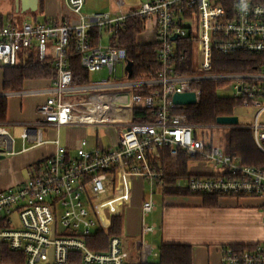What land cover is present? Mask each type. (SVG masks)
<instances>
[{"label": "built area", "instance_id": "obj_1", "mask_svg": "<svg viewBox=\"0 0 264 264\" xmlns=\"http://www.w3.org/2000/svg\"><path fill=\"white\" fill-rule=\"evenodd\" d=\"M85 3L64 0L65 15L52 21H0V64H25L33 50L41 62L52 57L57 73L53 84L0 96L43 94L38 125L107 124L124 130L119 129L118 143L109 147L88 149L82 140L73 156L58 146L32 177L0 189V264H129L131 256L122 234L125 212L140 205L142 233L155 230L144 218L156 207L157 181L164 185L163 172L155 170L150 160L159 147H168L174 159L185 153L220 167L217 172L179 177L174 183L177 188L264 198V167L245 165L198 137L197 125L183 113L188 105L173 101L176 93L193 92L196 104L201 99L199 83L214 82L219 87L230 82L228 96L241 100L238 107L252 111L253 122L216 126L250 129L264 153V64L254 71H213L214 53L264 55V0H144L129 13L121 11L124 0H117L118 15L84 14ZM136 15L146 17L154 28L152 42L158 44L160 69L152 77L133 78L124 48L92 40V29L110 37ZM72 50L89 73L107 68L117 80L74 83ZM119 64L120 77L129 79H118ZM185 69L190 72L182 73ZM134 109L147 110L150 119L134 120ZM29 132L26 128L23 137L28 138ZM144 182L151 185L148 194ZM108 192L110 196L100 198ZM118 214L121 234L111 238L104 252L90 249L86 238L109 228ZM137 247L144 248L146 262L148 245L140 240ZM220 255L221 264H264V241L250 247L222 245Z\"/></svg>", "mask_w": 264, "mask_h": 264}, {"label": "crops", "instance_id": "obj_2", "mask_svg": "<svg viewBox=\"0 0 264 264\" xmlns=\"http://www.w3.org/2000/svg\"><path fill=\"white\" fill-rule=\"evenodd\" d=\"M22 2L23 0H17V12H37L38 8L24 10ZM143 2L144 0H137V2L127 4L124 0L121 11L123 13L134 11ZM62 4L64 12L58 18L66 13L64 0H62ZM110 5L112 8L103 12H112L118 15L117 0H112ZM148 24L152 37L148 42L139 43H153L152 41H154V28L146 20V27ZM104 36L108 39L107 44L112 45L109 35L104 32L97 42L102 40V43L105 44L103 42ZM55 80L50 78L28 79L25 80L21 89L46 86L55 83ZM88 81H90L89 72ZM4 92L3 69L0 68V95H3ZM5 97L8 99L6 120L0 123V128H2L0 132V189L15 186L32 177L40 170L45 158L56 153L58 146L65 147L69 156L76 154L82 140L87 141L86 147L88 149L92 146L86 138L85 127L99 125H38L37 108L45 99L43 94ZM239 108L237 107L234 114L238 117ZM251 112L249 110L247 113L250 115ZM237 125L241 124L238 123ZM26 128H30L28 138L23 137ZM40 130L41 134H39ZM116 138L115 142L102 146L116 145L118 143V133ZM96 145L100 144L96 143ZM200 166L202 165H199L198 168H201ZM198 168L191 173L208 174L218 171L198 170ZM143 185H145V182ZM160 192L162 196V191L160 190ZM179 198L170 196L163 198L161 209H159L158 199L156 198L155 209L144 218L145 222L155 227L153 232L147 234L142 233L143 217L140 205L135 206L141 213V223L139 225H130L125 215L122 234L125 236V242L130 252V263L143 262L144 248L137 247V241L140 240L148 245L146 262L156 263L158 261V248L161 243H179L193 246V264H221L220 247L222 245H253L264 241V198L223 196L220 198L219 206L216 207H203L196 198L187 200ZM156 212H160L157 219L153 217ZM150 217L151 220L149 221Z\"/></svg>", "mask_w": 264, "mask_h": 264}, {"label": "trees", "instance_id": "obj_3", "mask_svg": "<svg viewBox=\"0 0 264 264\" xmlns=\"http://www.w3.org/2000/svg\"><path fill=\"white\" fill-rule=\"evenodd\" d=\"M43 2L39 0L40 3ZM226 10L229 4L224 3ZM232 5V3H231ZM147 18L136 15L128 17L124 25L118 27L110 35L113 46L124 48L127 58L132 63V77H152L160 69L157 62V43H139L137 36L146 28ZM2 21V16H0ZM93 43H96L101 34L97 28L91 31ZM70 68L73 73L74 83H84L88 81V70L83 67L81 58L73 50L70 53ZM264 64V55L249 53L246 51L236 52L231 55L214 53L213 71H254ZM3 69V91L20 90L25 80L46 79L55 80L57 78L56 68L52 57L39 61L33 50L29 53L25 64L18 66H6L0 64ZM190 72L185 69L182 73ZM201 90V99L198 103L188 105L183 113L188 122L199 125H215L217 118L221 116H233L241 100L234 97L219 96L217 84L214 82H201L197 85ZM8 99L0 96V123L6 120ZM146 116H142V115ZM145 109H134L133 119L147 121L150 116ZM226 153L238 159L245 165L254 167H264V153L257 147L253 133L244 127H235L229 130L226 138ZM192 157L181 153L176 159L172 158L168 147L157 148L154 156L150 158L153 168L163 172V183L157 181V188L162 191L163 198L198 196L200 205L203 207L219 206L221 194H201L193 193L187 189L174 186L176 180L188 178L192 173L188 169L189 161ZM121 215L112 217V225L107 229H99L92 236L86 238L90 249L98 252L108 250L112 237L121 234ZM251 245H240V247H250ZM159 256L156 263L138 262L133 264H193V246L179 243H161L159 246ZM132 264V263H130Z\"/></svg>", "mask_w": 264, "mask_h": 264}, {"label": "rangeland", "instance_id": "obj_4", "mask_svg": "<svg viewBox=\"0 0 264 264\" xmlns=\"http://www.w3.org/2000/svg\"><path fill=\"white\" fill-rule=\"evenodd\" d=\"M43 2L40 3L36 13H23L16 11V3L17 0H0V16H2V20H11L14 22L21 23L23 21H52L59 17V15L64 12V6L62 4V0H42ZM112 0H86V3L82 9V13L84 14H91L95 12H103L106 10H110L112 6L110 5ZM127 4L137 2V0H125ZM66 12V9H65ZM151 29L149 24L146 27V30L137 36L138 42H148L151 39ZM105 44L108 43V39L104 36ZM121 64L118 65V79H129V77H120L121 75ZM89 80L90 82H105V81H115L117 77L115 75H111L108 72L107 68H103L100 71L89 73ZM231 85L230 82L225 81L219 84L218 94L219 96L227 97L230 95ZM129 93H133L132 89H128ZM249 109L240 107L239 108V123L245 126H250L253 122L252 118L249 117L250 115L247 113ZM195 133L198 137L204 138L207 143L212 144L213 146H219L223 151L226 152V138L229 133L230 128L225 126H216V125H199L196 124ZM120 130H124V127L119 128ZM115 126L109 125H99V126H87L85 127L86 130V138L89 143L92 145L89 148L96 145V143L100 145H107L111 144L116 141L117 133L119 131ZM199 165L201 168H198ZM220 170L219 166H216L214 163L207 159L201 158H191L188 164V169L190 172L193 170ZM145 193L148 194L151 189V185L145 183L144 185ZM154 192L156 194V198L158 199L159 209H161L163 203V197L161 196V192L157 186L154 187ZM111 193L108 192L107 194L102 195L100 198L104 199L110 196ZM190 198H196L199 200L198 196H185L180 197L181 200H187ZM175 199V198H174ZM178 199V198H176ZM160 212H156L153 214L154 218L159 217ZM127 221L130 225H139L141 223V213L137 207L131 206L127 208L125 212ZM152 215V214H151ZM151 220V217L148 219Z\"/></svg>", "mask_w": 264, "mask_h": 264}, {"label": "water", "instance_id": "obj_5", "mask_svg": "<svg viewBox=\"0 0 264 264\" xmlns=\"http://www.w3.org/2000/svg\"><path fill=\"white\" fill-rule=\"evenodd\" d=\"M35 1V6L33 7V10L38 8V0ZM31 1L30 0H23V9L26 7V4L29 5ZM176 39V36L173 37V40ZM127 69L129 72L132 70V63L128 62ZM173 101L176 104H184V105H192L195 104V95L193 92H185V93H176L173 96ZM217 123L221 125H237L239 123V117L237 115L233 116H221L217 118ZM52 252V250H51Z\"/></svg>", "mask_w": 264, "mask_h": 264}, {"label": "flooded vegetation", "instance_id": "obj_6", "mask_svg": "<svg viewBox=\"0 0 264 264\" xmlns=\"http://www.w3.org/2000/svg\"><path fill=\"white\" fill-rule=\"evenodd\" d=\"M31 2L29 3V5L26 4V7H24V10H31L33 9V7L35 6V1L34 0H30ZM38 5H39V0H38ZM23 2H22V7H23Z\"/></svg>", "mask_w": 264, "mask_h": 264}]
</instances>
